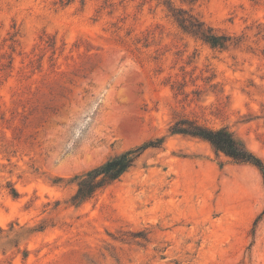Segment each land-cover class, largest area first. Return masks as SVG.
Segmentation results:
<instances>
[{"label":"rangeland","instance_id":"rangeland-1","mask_svg":"<svg viewBox=\"0 0 264 264\" xmlns=\"http://www.w3.org/2000/svg\"><path fill=\"white\" fill-rule=\"evenodd\" d=\"M114 77L95 135L69 145ZM181 118L264 162V0H0V264H264L263 172L173 134ZM156 139L73 203L79 177Z\"/></svg>","mask_w":264,"mask_h":264},{"label":"trees","instance_id":"trees-1","mask_svg":"<svg viewBox=\"0 0 264 264\" xmlns=\"http://www.w3.org/2000/svg\"><path fill=\"white\" fill-rule=\"evenodd\" d=\"M175 15L177 21L186 31L200 36L215 47H224L229 40L225 35L213 33L211 28L206 29L204 23L191 15L182 16L179 12H176ZM170 131L173 134H187L201 138L209 142L217 151L236 161L252 163L261 169L264 174L262 159L250 151L245 142L235 136L226 126L213 128L194 119L181 118L171 126ZM161 143L162 139H156L139 147L126 150L79 177L78 190L72 197L73 203L78 205L94 197L98 191L115 182L126 173L148 148L157 147Z\"/></svg>","mask_w":264,"mask_h":264},{"label":"clouds","instance_id":"clouds-1","mask_svg":"<svg viewBox=\"0 0 264 264\" xmlns=\"http://www.w3.org/2000/svg\"><path fill=\"white\" fill-rule=\"evenodd\" d=\"M117 83L118 80L114 77L103 86L98 85L97 90L90 94L91 98L78 108L69 129V145L73 141L84 142L95 135L102 110H106L111 102L113 88Z\"/></svg>","mask_w":264,"mask_h":264}]
</instances>
